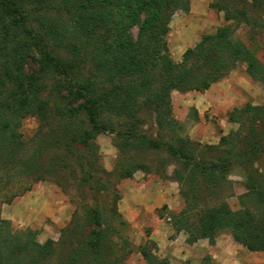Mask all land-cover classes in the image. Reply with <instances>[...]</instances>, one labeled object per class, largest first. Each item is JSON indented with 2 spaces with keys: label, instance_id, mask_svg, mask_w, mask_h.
I'll use <instances>...</instances> for the list:
<instances>
[{
  "label": "trees",
  "instance_id": "obj_1",
  "mask_svg": "<svg viewBox=\"0 0 264 264\" xmlns=\"http://www.w3.org/2000/svg\"><path fill=\"white\" fill-rule=\"evenodd\" d=\"M239 1L246 3L243 13L220 5L222 0H215L211 8L224 12L226 23L249 21V18L259 21L264 39L261 22L264 0ZM25 3L57 7H50L53 14L41 9L31 19ZM161 6L186 13L190 2L0 0V147H6L8 152L19 151L23 144L18 132L22 120L28 116L46 119V104L40 97L50 76L58 77L59 84L69 88L67 95L61 97L63 103L76 104L56 106L64 133L53 143H47L48 147L63 150L64 158L74 156L82 173L81 182L91 195L85 215V226L90 231L83 244L65 257L68 264H115L106 260L110 256L107 250L113 249V244L105 248L107 219L101 198L106 186L91 159L97 133L114 136L120 152L139 149L169 155L187 172L192 183L200 180L208 192V185L217 182L218 175L225 177L233 164L234 151L210 161L199 159L182 141L168 143L148 134V121L173 132L172 92H206L240 63L246 64L247 74L253 80L264 83V66L256 49L235 37L231 25L215 35H204L194 48L185 52L181 63H175L161 39L165 28L156 16ZM67 10H71V15L66 23L63 16ZM136 25H140L137 41L129 32ZM88 46L92 60L88 73H82L77 58ZM35 48L39 68L28 73L25 65ZM63 52L72 56L66 58ZM246 113L250 118L246 131L250 149L237 156L242 160L247 156L243 168L249 182L245 186L247 193L240 201L241 209L234 211L224 204L202 212L194 224L187 222V210L181 212L174 222L188 234L189 245L201 239L213 245L219 234L227 233L248 251L264 253V164L260 163L264 155V108L246 105L242 111H234L230 121H241ZM232 137L237 138L232 135L223 137L222 141L229 145L234 142ZM38 153L40 158L43 149ZM129 166L123 169V178H132L138 169L150 170L143 165ZM6 224L0 219V264H47L54 258L55 248L38 243L35 232L12 234L5 228ZM155 248L150 242L139 248L146 264H169L152 254Z\"/></svg>",
  "mask_w": 264,
  "mask_h": 264
},
{
  "label": "rangeland",
  "instance_id": "obj_2",
  "mask_svg": "<svg viewBox=\"0 0 264 264\" xmlns=\"http://www.w3.org/2000/svg\"><path fill=\"white\" fill-rule=\"evenodd\" d=\"M189 2L190 9L186 13L167 6H161L156 12L165 28L161 39L175 63H181L185 52L194 48L204 35H215L224 26L231 25L234 36L252 45L264 66V39L259 21L249 18V21L226 23L225 13L211 8L215 0ZM245 4L239 0H222L220 5L243 13ZM50 7V4L43 7L24 4L31 19L41 9L53 14L51 8L57 6ZM70 15L71 10L64 13L66 23ZM261 22L264 23V17ZM139 28L140 25H136L129 30L135 41ZM62 54L66 58L72 56ZM91 57V46H88L77 58L80 72L88 73ZM38 58L35 48L27 58L26 72L38 70ZM246 69V64H238L203 93L172 92L173 132L160 129L155 121L154 125L148 121L146 126L148 134L168 143H186L202 160L210 161L234 151L233 164L225 177L218 175L217 182L208 185V192L200 180L192 183L187 172L169 155L139 149L120 152L114 136L95 135L92 164L106 186L101 198L107 219L105 248L113 244L112 251L107 250L110 254L107 261L146 264L139 248L150 242L156 246L152 254L169 264H264L263 252L248 251L227 233L219 234L213 245L205 239L189 245L188 234L174 222V217L185 210L187 222L194 224L199 214L224 204L234 211L241 209L240 201L247 193L245 186L249 182L243 168L247 156L243 160L237 156L250 149L246 140L250 118L246 113L243 120L231 122L230 115L236 110L242 111L246 105L264 108V83L253 80ZM58 79L50 76L40 97L46 104V119L28 116L22 120L18 131L23 143L21 149L8 152L6 147H0V219L7 223L5 231L17 234L31 230L36 233L38 243L53 246L55 256L47 264H68L65 257L83 244L90 231L85 226V215L91 195L81 182L82 173L74 156L64 158L63 150L47 146L64 133V123L57 116L56 106L76 105L63 103L61 97L67 95L69 88L63 83L60 85ZM232 135L237 137H232L233 143L228 145L222 141L223 137ZM41 149L43 155L39 158ZM260 163L264 164V155ZM130 164L143 165L150 170L138 169L132 178H123L122 171ZM247 204L253 207L251 202Z\"/></svg>",
  "mask_w": 264,
  "mask_h": 264
}]
</instances>
